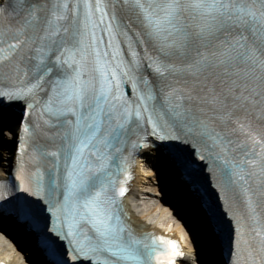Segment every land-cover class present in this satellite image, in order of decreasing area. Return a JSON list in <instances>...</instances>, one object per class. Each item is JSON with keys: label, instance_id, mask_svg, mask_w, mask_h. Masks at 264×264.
Masks as SVG:
<instances>
[{"label": "snow or ice", "instance_id": "6c2138e0", "mask_svg": "<svg viewBox=\"0 0 264 264\" xmlns=\"http://www.w3.org/2000/svg\"><path fill=\"white\" fill-rule=\"evenodd\" d=\"M0 19V104L23 131L0 224L30 231L45 264H175L176 241L130 223L122 153L164 151L203 199L207 151L244 205L207 203L223 264H264V138L232 139L264 122V0H0Z\"/></svg>", "mask_w": 264, "mask_h": 264}, {"label": "bare ground", "instance_id": "6f19581e", "mask_svg": "<svg viewBox=\"0 0 264 264\" xmlns=\"http://www.w3.org/2000/svg\"><path fill=\"white\" fill-rule=\"evenodd\" d=\"M12 124V120L9 119ZM8 118L0 122V127L4 128V134H8ZM14 123V122H13ZM11 134V133H10ZM5 143V142H4ZM0 137V167L3 169L10 166L15 159L11 151L12 146L5 145ZM145 161L151 167L157 169L158 177L155 174L159 192L141 188L142 168L137 169L136 185L132 190L134 196L135 209L138 215L137 220L146 226L148 230L162 232L166 235L181 239L186 246V255L180 264H217V246H215L212 230L208 228L203 220L202 210L197 200H195L187 191V187L178 178L177 172L170 166L167 157L162 152L153 151L152 154H145ZM143 173L154 174V170H147L143 166ZM162 185V186H161ZM167 209L171 211L172 216L177 219L173 227H169ZM9 231L18 237L19 245H24L20 230L13 227L12 222L4 225ZM23 235V234H22ZM210 245H213L210 251ZM2 253L6 250L0 246ZM40 258V257H39ZM34 254H30V261L35 264H44ZM13 263H16L13 260Z\"/></svg>", "mask_w": 264, "mask_h": 264}, {"label": "rangeland", "instance_id": "374dc122", "mask_svg": "<svg viewBox=\"0 0 264 264\" xmlns=\"http://www.w3.org/2000/svg\"><path fill=\"white\" fill-rule=\"evenodd\" d=\"M0 136H2V134H0ZM141 178H142L140 182L141 188L144 187L145 189L159 192V185L157 184V179L153 174L145 173ZM167 216L169 220L168 226L173 227L177 223V219L174 216H172L171 211L169 209H167Z\"/></svg>", "mask_w": 264, "mask_h": 264}]
</instances>
